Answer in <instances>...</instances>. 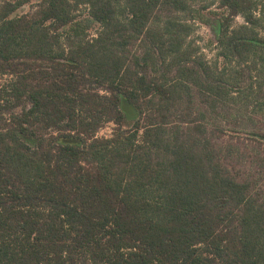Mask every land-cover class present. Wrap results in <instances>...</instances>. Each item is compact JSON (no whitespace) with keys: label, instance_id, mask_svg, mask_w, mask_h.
Wrapping results in <instances>:
<instances>
[{"label":"trees","instance_id":"16d2710c","mask_svg":"<svg viewBox=\"0 0 264 264\" xmlns=\"http://www.w3.org/2000/svg\"><path fill=\"white\" fill-rule=\"evenodd\" d=\"M263 19L262 0H0V264H264V200L223 140L264 134L221 124L262 85Z\"/></svg>","mask_w":264,"mask_h":264},{"label":"rangeland","instance_id":"374dc122","mask_svg":"<svg viewBox=\"0 0 264 264\" xmlns=\"http://www.w3.org/2000/svg\"><path fill=\"white\" fill-rule=\"evenodd\" d=\"M264 3V0H262ZM80 12H84L83 7H80ZM212 9L211 11H213ZM242 24V19L236 17L233 21V27H237ZM255 32L258 34V37L264 39V19L261 21L259 26L255 28ZM93 35V33H91ZM192 39L195 41L196 45L201 47L199 54L209 63H212L213 55L215 51L213 50V44L209 43L213 40L214 35L212 30L205 25L195 24L192 29L191 34ZM209 42V43H208ZM260 57L255 62V71L253 75H256L255 85L261 83V87L258 88V93H264V50L260 51ZM262 59V60H261ZM6 76H0V84L6 83ZM256 91H243L239 95L231 94L227 99V106L224 108V113L222 112L223 121L221 124L226 128H232L233 125H237L236 129L240 131H253L264 134V97L258 98L256 96ZM247 97V98H246ZM243 99L252 101L251 104L245 105ZM236 117V119H235ZM236 122H234V120ZM233 120V121H232ZM113 125L106 124L102 129L97 133V137H109ZM224 141L231 142L236 144L241 150H245L244 161L242 160L237 164L238 170L246 177H250L257 181V187H259L262 199L264 200V146H256L252 142L243 140L239 138H224ZM243 143V145L241 144ZM249 153V154H248ZM254 159V160H253Z\"/></svg>","mask_w":264,"mask_h":264}]
</instances>
